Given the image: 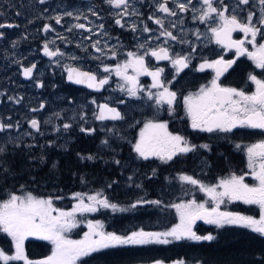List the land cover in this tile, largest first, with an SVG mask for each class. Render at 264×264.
<instances>
[{"label":"snow or ice","instance_id":"6c2138e0","mask_svg":"<svg viewBox=\"0 0 264 264\" xmlns=\"http://www.w3.org/2000/svg\"><path fill=\"white\" fill-rule=\"evenodd\" d=\"M44 3L45 0H39ZM106 2L115 9H122L118 13L121 17L127 14L130 7L129 0H106ZM170 0H158L157 11L166 14L167 16H176L177 12L171 9L168 4ZM223 5V0H219ZM203 5L200 8L198 19L205 23L215 15L219 20L218 27H211L210 31L215 38V42L224 48H235L237 56L247 55L252 60L257 68L264 69V42H258L257 37L264 38V0H255L259 4V15L248 10L247 15L241 19L236 14L237 9L232 10V14L227 15V6L218 8L215 6L216 0H200ZM250 0H238L240 5H248ZM176 8L180 12L189 11V5L192 0H175ZM255 6V5H254ZM192 11H197L195 8ZM244 11V9H241ZM132 14H136L133 12ZM67 15L71 16L69 12ZM254 17L256 18L254 22ZM79 18V17H77ZM150 20L152 16L148 17ZM194 18H197L194 16ZM56 23L60 24L61 17H55ZM115 23L123 27L120 19H116ZM154 23L161 28L164 27L161 18L154 19ZM10 24H0V28L12 27ZM76 28H84L83 24L75 25ZM103 27L102 25L100 26ZM46 32L51 30L49 26H45ZM90 31V30H89ZM133 31L135 29L133 28ZM144 31H149L145 27ZM239 31L247 38V43L252 45L253 51H249L244 45L245 40H233L232 33ZM172 40L177 37L173 36L172 32L164 31L162 33ZM99 41L93 44L96 45ZM143 48V45H140ZM98 52L102 51L96 48ZM44 54L49 57L63 55L59 50H50L48 44L44 45ZM145 55H151L157 60H170L177 74L184 68L188 67V57L177 55L175 58L170 57L168 49L160 47L158 50L145 52L143 55L128 52V59L123 63H118L115 68L103 67L104 73L114 72L117 77L124 81V85L120 86L121 92H127L129 97H138V92H143L144 89L139 87V76L145 75L152 78V88L163 89L155 94L156 105H168L171 111L174 105L177 94L170 91L161 82V74L163 69L150 71L145 64ZM116 54L113 53L110 57L115 59ZM73 59H75L73 57ZM234 61L217 60L213 63H205L200 65L201 71L205 67L215 69L216 78L212 80L211 87L201 88L198 93L189 95L184 98L183 104L188 118L191 121V127L194 130L201 132H231L237 127H247L251 129H259L264 131V80L258 79L255 75H251L250 79L256 85V91L247 95L243 91H238L234 88L221 87L217 80ZM35 64L30 67H23V75L25 78H31ZM129 69L134 75L129 74ZM68 73V79L75 84H84L88 88L100 91L109 83V77H98L95 73L82 71L78 68H65ZM42 86V85H41ZM148 98L153 99V93H148ZM11 99V98H10ZM96 104V101H92ZM42 104L40 108L42 109ZM98 111L94 113L95 118L100 121L112 120L120 121L124 116L115 107H110L107 103L97 105ZM39 109H32L38 111ZM31 129L36 132L40 131V121L33 118L30 120ZM71 127L70 123H64L63 129L68 130ZM13 128L12 124L0 122V133ZM59 130V129H57ZM82 132L85 129H80ZM11 138L9 137V140ZM103 143L107 144V141ZM201 147L207 148V145ZM240 148V145H237ZM134 151L138 157L148 160L151 157L158 158L164 163L173 160L180 154H186L193 151L184 137L173 135L168 132L166 123H158L149 120L144 123L143 128L139 133V139L134 144ZM6 153V146L0 143V156ZM248 157V168L253 180L257 183L249 185L244 182L243 176L232 175L228 179H222L218 185L209 187L201 184L198 180L193 179L188 175H181L179 179L182 182L199 185L200 190L204 192L211 201L214 207L206 208L203 203H197L192 200L188 203L173 205L176 208L180 218V223L171 227L166 231H145L144 229L133 230L127 235H118L103 231V225L100 223L89 222L87 224L88 231L80 240L68 239L64 233L76 227L75 216L77 213L95 212L98 207L111 208L117 210V205L109 202L106 198H100L102 193L88 195V203H85L84 194L77 193L74 199L78 200L71 212H65L53 207L51 199L37 198L28 193L26 195L10 194V197L0 202V232L11 238L15 254H6L0 250V261L3 264H11L13 261H23L24 264H78L82 257L89 256L94 252L103 249L116 248L121 246H145L150 244L167 245L173 241L181 239H189L194 241L212 240L213 236H200L193 231V225L197 220H203L207 224H223L238 225L248 228L252 232L264 236V140L259 143L248 146L246 149ZM42 159V157H41ZM85 159V157H81ZM88 160L94 159L92 156L86 157ZM119 164V161H116ZM0 166H3V171L8 172L7 162L0 160ZM155 171V170H154ZM131 180L132 178L129 177ZM111 186V185H109ZM139 187V185H137ZM222 189L217 191V189ZM225 199L229 201H242L245 204L257 205L260 209L259 219L251 216H243L237 213L221 212L220 205ZM145 201H139L143 203ZM147 203L159 205L160 201H146ZM133 204L132 207H136ZM56 213V215H53ZM37 237L46 240L53 245L52 253L46 259L40 261H29L24 253V241L30 237ZM153 264H164L163 261H154ZM174 264H185V261L178 260Z\"/></svg>","mask_w":264,"mask_h":264},{"label":"rangeland","instance_id":"374dc122","mask_svg":"<svg viewBox=\"0 0 264 264\" xmlns=\"http://www.w3.org/2000/svg\"><path fill=\"white\" fill-rule=\"evenodd\" d=\"M5 0H0V24H10L13 25L12 27H3L0 28V99H1V105H0V122H3L5 124H12L13 128L10 130H7L3 133H0V143H4L5 146H11L12 144H20L22 141H28L32 142L34 138L38 135H46L50 139L60 142V150L67 149L68 146L75 141V138L73 137L76 133H79L81 131L80 129H90L91 131L103 133L101 137H97V153L101 154L103 152H107L108 156L106 157V161L116 163L117 158L119 159V165L121 170V175L118 180H114L111 182V186H108L111 190L117 192H122L123 197L129 198L133 195H138V198L143 199V195L140 196L139 190H142L143 182L148 180H156L159 179V175L156 171L152 170L150 172H146L143 174V182L140 179H137V173L136 170H142L143 165L146 164H159L162 167H166L170 163L172 164L174 168V164L172 162L180 161L184 157L187 156H193V159H191V163H194V167L190 169L188 173H185L183 164H186L187 161L181 162L176 168L180 169L179 171H172L170 174L171 177L167 178L166 181V189L164 190L165 193H167V201L164 204L154 205L150 207H134L132 210L125 209L123 207L117 206V210H112L111 208H103L98 207V210L95 212H85V213H77L75 216L76 221V227L72 228L70 231L65 232L64 235L68 239L72 240H80L83 238L84 233L88 231L87 224L89 222L92 223H100L103 225V231L110 232V233H116L118 235H127L133 230H139L144 229L145 231H166L169 230L171 227L177 225L180 223L179 215L177 214L176 208L173 207V205L181 204V203H188L192 200H195L198 204L203 203L206 208L211 209L214 207L213 201L209 199V197L200 190L199 185H191L185 182H182L179 177L181 175H188L191 176L193 179L198 180L201 184L209 187H214L219 184V182L222 179H228L232 175L236 176H243L244 182L249 185H255L256 182L252 179L250 174V169L248 168V157L245 149V166L242 171L236 172V168L230 164H223L222 168L217 170V172H223L225 174L224 176L217 177L213 181L209 179H205V177L208 175L209 169L213 168V159L217 158L216 155H219L220 151H214V148L216 147V143H223L222 140H209L205 139L199 136H196L194 138V142L198 144L197 146H194L193 151L188 152L186 154H180L173 158V160L168 161L167 163L162 162L161 160L154 161L153 157L149 158L150 160H144L140 157H138L137 153L134 151V144L139 139V133L141 129L143 128L144 123H146L149 120H152L151 118L153 116H156L159 112V115H162L163 117L166 116L165 120L158 121L153 120L158 123H166L168 126V131L172 133L173 135H179L177 133V130L181 127L183 122H187L190 119L187 117L183 100L185 97L189 95L196 94L193 91H185V93L181 92V100L180 104L182 106V111L180 112V115L173 111H168L167 105H156L155 104V94L157 93V90H153L151 88H143V83L141 82V88L144 89L143 92H138V97H129L127 92H121L120 86L124 85V81L121 80L119 77L115 75L114 72L108 73L109 77L115 80L114 85L110 88L109 95L111 96V101L118 102L119 105H122L124 108H126V112L132 113V116H130V122L127 124V126L124 125V129L119 127V125L106 127L103 125L95 126L94 125V112L96 108V104H93V99H89L85 102L84 105H81L82 107L78 106V102H76V99L79 98V94L74 93L72 98L73 102H68V99L64 97L65 94L60 92L61 84L64 82V74L63 71L68 66L73 67H79L78 66V60H80L82 57H78V55H74L70 52L71 44L68 42V40H65V38H61V36L57 37V40L54 38V35L58 33L57 27H55L56 19L55 17H61V23H64L66 25V29L72 30L80 15H94L97 16L98 14L94 11H91V8L87 6L86 8H79L80 2L78 0H45L44 3H40L39 0H22L24 9H27L29 11V17H25V19L22 17L23 15L18 11V9L21 8H11L10 5L4 3ZM10 1V0H6ZM106 1V0H105ZM146 3L152 2L154 0H144ZM10 3H13L15 6H19L21 4V0H13ZM132 3V0H131ZM175 3V2H174ZM143 4L142 0H137L136 3H134V6L131 8V12H135V18L132 19L131 26L138 27L137 29V35H141L140 40L133 37V41L131 43L132 49L127 50V48L122 49V56L123 58H120L119 63L125 62L128 57V52L137 53L139 55H143V49L145 50L144 53L148 50H151L153 48H156L158 46H167L171 50L172 48L175 49V55H181L183 56V51L185 49L187 50H193V54L198 56V52L193 45L188 42V36L192 35L193 32H191L188 28H182V24L177 27L175 24H171V22L167 18H162L157 15H153V19L149 21V24L154 28V30H151L153 34L143 36V13L140 9V6ZM255 5V6H254ZM250 6L254 10L259 9V4L255 3V0H250ZM157 8V4L155 6ZM176 7V6H175ZM197 11H195L194 16L196 17L199 14V8L197 5L194 6ZM193 8H190V10ZM71 12L72 15L69 16L67 13ZM129 13V10L127 14ZM126 15V14H125ZM124 15V16H125ZM142 15V16H141ZM259 15V11H258ZM3 16L6 18V21L3 20ZM34 16L41 19L44 23L42 26H49L52 27V30L50 33H43V39L45 41L42 42H36L35 39H32L29 37L28 33L24 30L23 26H20L18 28V22L20 23H26L27 21L31 22L30 19H32ZM141 18H138L140 17ZM121 17L120 15H117L112 12V18ZM161 18L163 20L164 24V31H170L172 32L173 36L177 37L176 40L169 39L165 35H163L161 32L158 31V27L153 25L154 19ZM214 18V16H213ZM212 18V19H213ZM14 19V20H10ZM179 21H182L180 19ZM208 23V21H207ZM62 25V24H61ZM96 27L99 26V24H94ZM64 27V26H62ZM21 31V37L27 40V43L31 44H48V47L50 50H55L58 48L59 43L62 44V51L63 55H60L56 60L54 61H43L44 65L42 68H40L35 75V80L32 81L30 84H24L21 82V79L19 77V74L15 72V67L18 63L22 62L26 65H29L36 60L33 59L35 53H33L32 50H20L19 42L15 40L14 33L17 30ZM42 27H39L37 29V32L41 31ZM195 31V30H194ZM203 39L206 40L208 38V34L205 33V31H202L196 38L194 39ZM96 40H92L91 43L87 44L85 48L87 47H93V44H95ZM7 44H12L15 47H12ZM75 46L79 47V43H74ZM140 45H143L144 47L141 48ZM205 46L206 43L202 44L201 46ZM125 46H128V42H125ZM86 52V51H85ZM38 54V51L36 52ZM73 57L75 59H73ZM87 57L90 59L94 58L91 54H87ZM124 59V60H123ZM192 59V57H190ZM70 66V67H71ZM102 66V70H103ZM108 67V66H107ZM110 68H115L110 67ZM131 75H134L133 73ZM37 83H41V90H37L36 85ZM207 83V82H206ZM126 88L127 85H124ZM163 91V89H161ZM153 93V99L148 98V93ZM199 92V91H198ZM197 92V93H198ZM81 96V95H80ZM11 98V99H10ZM118 98H120V101H118ZM41 103H45V111L42 114V121H41V128L39 132H33L29 129L28 123L30 116V110L31 109H37L39 108V105ZM79 107L81 110H79ZM180 107V106H179ZM144 110V111H143ZM148 113V116H147ZM171 116L170 120L169 117ZM149 118V119H146ZM132 119V121H131ZM166 121V122H165ZM64 123H70L71 127L68 130L63 129ZM123 125V124H122ZM129 128V129H127ZM59 129V130H57ZM124 130L131 131L130 134H124ZM181 136V135H180ZM9 137L11 138L9 140ZM88 137V136H87ZM185 138L187 143L192 146V142L188 139L187 134L185 136H182ZM91 138V137H89ZM104 141H107L108 143H103ZM202 145H207V148L201 147ZM233 149H235L237 152V144L231 145ZM193 147V146H192ZM196 159V160H195ZM224 159V158H223ZM225 161V159H224ZM142 165V168H136V166ZM166 169V168H165ZM129 177L132 179L130 180ZM156 181H154L156 183ZM162 182H158V184L161 185ZM139 185V187H137ZM21 190L18 193H14L16 195H26L28 193H31L25 189V187L20 188ZM222 189H217V191H221ZM96 193H102V196L100 198H104L103 191L101 190H93L90 193L86 194L85 203H88L87 196L93 195ZM32 194V193H31ZM34 195V194H32ZM35 196V195H34ZM10 197H6L1 202L7 200ZM45 199L44 197H38ZM73 199L72 206L69 207H60L59 209L55 207L53 204V207L57 208L58 210L65 211V212H71L73 207L76 203H78L77 199ZM236 204L241 205L244 210L245 208L250 207H258L256 205H249L245 204L242 201H229L225 199L224 203L220 205V211L221 212H231V213H237L243 216H251L250 214H246L243 211L235 210ZM140 208V209H139ZM252 209V208H251ZM168 210L171 213V217L168 215H164L165 211ZM253 211H257V216L253 217L256 219H259L260 216V209H252ZM139 212L144 213H156V217H159V221H165V217H170V220L173 221L167 227L163 226V230H150L149 227H152L153 224H149L147 222L143 225V222L141 223H135L132 224L130 227L120 231L117 230L113 224H110L111 228H107L106 224L103 222V219L99 218L101 215H107L111 220L112 218L115 220L117 217H121L126 214L134 215ZM53 215H56V213H53ZM157 220V219H156ZM198 221V220H197ZM202 224L209 225L211 227H214L215 229H220L221 227H240L238 225H229V224H223L222 226H218L216 224H207L203 220H201ZM148 227V229L144 228ZM194 228V225H193ZM244 228V227H243ZM248 229V228H246ZM251 231L250 229H248ZM74 231H78V235L75 237L72 235ZM252 232V231H251ZM255 233V232H254ZM1 235L6 236L5 239L7 240L8 244H6V250L5 251L4 246H1L3 251L6 254H15V247L10 237H8L6 234L0 232ZM258 234V233H256ZM260 235V234H259ZM262 236V235H261ZM264 237V236H263ZM28 240H38L45 242L49 245V255L52 253L53 245L46 241L39 239L37 237L30 236L24 241L25 243ZM181 240H189V239H181ZM179 241V240H178ZM194 241V240H191ZM177 242V241H173ZM1 250V249H0ZM47 256V257H48ZM46 257V258H47ZM44 258V259H46ZM43 260V259H41ZM30 261H32L30 259ZM40 261V260H39ZM34 262V261H33ZM0 264H3L2 261H0ZM11 264H24L23 261H13Z\"/></svg>","mask_w":264,"mask_h":264},{"label":"trees","instance_id":"16d2710c","mask_svg":"<svg viewBox=\"0 0 264 264\" xmlns=\"http://www.w3.org/2000/svg\"><path fill=\"white\" fill-rule=\"evenodd\" d=\"M9 5L11 8H21L18 11L23 15L22 17H29V11L24 9L22 0L19 6L13 3ZM3 20L6 21L4 16ZM73 137L75 141L64 150H60V142L42 134L36 136L32 142L22 141L18 146L14 144L7 146L6 153L0 156V160L7 162L9 169L5 172L3 166H0V201L10 194L18 193L22 187L35 196L51 199L58 209L72 206L74 202L72 198L75 194H84L85 199L86 194L93 190L103 191L104 198L109 202L128 210L134 209L133 204H136V207L146 208L153 206L146 201H160V204L167 201V193L164 190L167 178L171 177L172 168L167 167L161 170L144 164L142 170H136L137 179L143 182V179L145 180L143 174L155 170L159 175L158 181L143 182L142 190H139L143 199L133 194L125 198L122 192L115 193L108 187L111 182L120 178L121 170L119 164L106 161L107 152L97 153L99 138H89L82 133H76ZM216 147L213 150H219L220 154L213 159L214 167L209 169L205 179L213 181L217 177L224 176V171L217 172L224 163L234 166L236 172L244 169V166L240 165L242 161L239 160V154L231 145L218 146L216 143ZM88 156L94 159H86ZM136 168L141 169L142 165ZM188 172L190 171H185V173ZM158 182H162L161 185ZM139 201L145 202L138 203ZM235 210L239 211V207ZM248 214L256 217L257 211L250 210ZM164 215L172 216L168 210ZM168 216L165 217V221H159L156 213L144 212L134 215L126 214L115 220L113 218L111 220L107 215H101L99 218L103 219L107 228H111L110 224H113L120 231L141 222L143 225L147 222L153 224L149 227L150 230H163V226L167 227L173 222ZM193 231L200 236L211 235L213 239L179 240L167 245L150 244L103 249L82 257L78 264H153L157 260L163 261L164 264H174L178 260L185 261V264H264V237L259 234L243 227L215 229L201 223L197 224ZM72 235L76 237L78 231H74ZM6 244H8L7 241L0 240V247L4 246L5 251H7ZM49 250L47 243L38 240H28L24 246L26 257L34 262L46 258Z\"/></svg>","mask_w":264,"mask_h":264},{"label":"flooded vegetation","instance_id":"af4514ba","mask_svg":"<svg viewBox=\"0 0 264 264\" xmlns=\"http://www.w3.org/2000/svg\"><path fill=\"white\" fill-rule=\"evenodd\" d=\"M10 1H4L5 4L9 5ZM80 2L79 8H86L89 6L91 8V11L96 12L98 15H80L77 24H83L84 28H76L74 27L72 30L66 29V25L64 23L57 24L55 22V27L59 28L58 33L54 35V38L57 40L58 36H61V38H65V40H68V42L71 44L70 52L74 55H78V57H82L80 60H78V66L74 67L78 68L82 71H89L92 73H95L98 77L108 76V73H104L102 70V66H108V67H114L120 62V58H123L122 56V49L127 48V50L132 49L131 43L133 41V37L140 40L141 35H137V29L138 27H134L135 31H133V27L131 26L132 19L135 18V15L132 14L131 8L134 6V3H136L137 0H129L130 7L128 8L129 13L122 17H116L112 18V12L117 14L122 11V9H115L111 7L105 0H78ZM143 4L140 6V9L143 13V36L153 34L151 30H154V28L149 24L150 19L149 16H153L154 14L162 17L167 18L171 24H175V26L178 27L180 24H182V28H188L193 32L192 35L188 36V42H190L198 52V56H191L193 54V50H187L185 49L183 51V56L188 57V67L184 68L182 71H180L178 74L176 72V69L173 67L170 60H157L155 57L151 55H145V64L149 68L150 71H155L157 69H163V72L161 74V82L164 83L165 87H167L170 91H173L177 94L176 101L174 105L172 106L171 111L177 113L180 115V112L183 110L182 106L180 104L181 100V92L185 93V91H193L197 93L202 87L208 88L211 87V82L213 79L216 78V71L213 68L205 67L203 71L199 70L201 64L205 63H213L217 60H224V61H234V63L231 64L230 67H228L226 70L222 71V74L219 76V79L217 80V83L224 88H234L238 91H243L247 95H251L256 91V85L252 83L250 76L255 75L258 79L264 80V69L257 68L255 63L250 60L247 55H241L237 56L235 48H224L223 46L217 44L215 42V38L212 36V33L210 31L211 27H218L219 26V20L214 15V18L209 20L208 23H202L198 19L199 14L196 16L197 18H194L195 12L192 10L186 11V12H180L179 9H177L174 3L175 0H170L168 6L175 10L177 12L176 16H167L164 13L158 12L157 8L155 7L158 3V0H154L152 2L146 3L144 0ZM183 2V0H182ZM197 5L198 8H202L203 5L200 3V0H192V4L189 5V8H195L194 6ZM227 6L228 12L227 15L232 14V10L235 8L237 9L236 14L239 18L243 19L247 15V11L250 10L258 16V11L251 8L250 3L248 5H240L238 4V0H223V5L220 4L219 0H216L215 6L218 8H222L223 6ZM241 9H244V11H241ZM142 16V15H141ZM138 17V18H141ZM24 18V17H23ZM25 19V18H24ZM116 19L121 20V24L124 26L121 27L120 25H117L115 23ZM182 19V21H179ZM14 20V19H10ZM31 22L27 21L26 23H20L18 22V28L20 26H23L24 30L28 33L29 37L32 39H35L36 42H43V33H50L52 30V27H50L51 30L45 31V24L41 19L34 16L32 19H30ZM149 20V21H148ZM256 18L254 17V22ZM94 24H99L98 27H96ZM103 26L102 28L100 26ZM153 25L158 27V31L163 33L164 27L161 28L156 23H153ZM64 26V27H62ZM39 27H42V30L37 32V29ZM145 27L149 29V31H144ZM90 30V31H89ZM195 30V31H194ZM202 31H205V33L208 34V38L206 40L201 39H194L196 38ZM173 32V31H172ZM15 40L19 42V49L25 50L30 49L35 53L33 59L36 60L35 62L26 65L25 63H18L17 66L14 68L15 72L19 74V77L21 79V82L24 84H30L32 81L35 80L36 72L43 67L44 62L47 61H54L60 55H57L55 57H49L44 54V43L41 44H31L27 43V40L21 37V31L18 29L14 33ZM232 39L233 40H245V47L249 51H253L252 45L247 43V38L244 36L243 33L239 31H235L232 33ZM92 40L99 41V44L96 45V48L101 49L102 51L98 52L96 48L94 47H86L87 44L91 43ZM258 42H264V38H261L260 36L257 37ZM79 43L80 46L77 47L74 45V43ZM125 42H128V46H125ZM206 43V45L201 46L202 44ZM12 47V44H7ZM160 47H164L168 49L169 55L172 58H175V49H169L167 46H158L156 48H153L151 50H147L146 52H151L152 50H158ZM59 50V52L62 51V44L59 43L58 48L55 50ZM38 51V54L36 52ZM86 51V52H85ZM91 54L95 56L94 58L90 59L87 57V54ZM143 49V54H144ZM115 53V59H111L110 57L112 54ZM181 56V55H180ZM192 57V59H190ZM124 60V59H123ZM35 64V69L33 70V74L31 78H28L27 80H23L22 72L23 67H30L31 65ZM71 66V65H70ZM68 66L66 68H71L73 66ZM133 72L131 69H129V74L131 75ZM64 74V82L61 84L60 92H62L64 97L68 99V102H73V94L77 93L79 94V98L76 99V102H78V106L82 107L81 105H84L86 101L89 99H93L96 101V108L95 112L98 111L97 105L107 103L110 107L117 108L118 111L122 113L124 116L123 120L120 121H112V120H105L100 121L95 118L94 115V125L95 126H115L119 125L122 129H124V125L127 126V124L130 122V116H132V113L126 112V108H124L122 105H119L118 102H113L110 99V95L108 94L110 91V88L114 85L115 80L109 77V83L104 86L103 89L100 91H96L94 89L89 90V88L85 87L84 84L81 85H73L67 82L68 79V73L67 71H63ZM134 74V73H133ZM139 87L141 86V82L143 83V88H151L153 90L162 91L161 89H155L152 88V78L150 76L141 75L139 76ZM69 80V79H68ZM207 82V83H206ZM37 90H41V83H37L36 85ZM81 95V96H80ZM118 101H120V98H118ZM44 105V107L41 109L40 106ZM180 106V107H179ZM79 107V110L81 108ZM45 103H41L39 105L38 111H32L30 110V118L29 120L35 118L38 121H40V128H41V121H42V114L45 111ZM168 111H170L169 106L167 105ZM144 111V110H143ZM94 112V113H95ZM148 116V113H147ZM188 117V116H187ZM166 116L159 115V112L156 116H153L152 120H158L163 121L165 120ZM171 116L168 120H170ZM149 119V118H146ZM132 121V119H131ZM30 122V121H29ZM166 122V121H165ZM123 124V125H122ZM29 127V123H28ZM30 129V128H29ZM129 129V128H127ZM124 134H130V130L126 132V130L123 131ZM169 132V131H168ZM36 133V132H35ZM79 133H82L85 136L95 138L99 135H103V133L91 131L90 129L86 128L85 131H79ZM177 133L181 136H185L187 134L188 139L192 142V146H197L194 142V138L196 136L205 138V139H219L226 143L227 145L237 144L240 145V148H236L237 152H239V160L242 161L240 164L241 166H245V149L247 146H251L253 144L259 143L260 141L264 140V131H261L259 129H251L247 127H237L234 128L231 132L223 133V132H201L199 130H194L191 127V121L183 122L179 130H177ZM199 134V135H198ZM203 135V136H202ZM194 136V138H193ZM228 142V143H227ZM152 158V157H151ZM191 159H193V156H187L184 157L180 161H174L172 162L174 164V168L172 164L170 163L166 167H162L159 164L153 163L148 164L150 166L156 167L157 169H165L167 167L172 168L173 171H179L180 169L175 168L183 161H187L186 164H183L184 170L181 171H187L194 167V163H191ZM148 159L147 161H149ZM154 161H157L158 158L153 157ZM196 160V159H195ZM179 171V172H181ZM255 181V180H254ZM256 182V181H255ZM257 183V182H256ZM238 205V204H237ZM257 206V205H256ZM241 211L248 214V212L252 209H258L259 207H250L245 208L248 210H244L241 208V205H238ZM252 208V209H251ZM6 236L0 234V240L2 241ZM0 249L3 251V249L0 247Z\"/></svg>","mask_w":264,"mask_h":264},{"label":"water","instance_id":"95a60500","mask_svg":"<svg viewBox=\"0 0 264 264\" xmlns=\"http://www.w3.org/2000/svg\"><path fill=\"white\" fill-rule=\"evenodd\" d=\"M22 77H23V80H27V79H28V78H25V77H24L23 72H22ZM67 82L70 83L71 81L69 82V80L67 79ZM71 84H73V85H81V86H82V84H75V83H72V82H71ZM85 87H87V86L85 85ZM87 88H88V87H87ZM89 90L92 91L91 88H89ZM198 221H199V220H198Z\"/></svg>","mask_w":264,"mask_h":264},{"label":"bare ground","instance_id":"6f19581e","mask_svg":"<svg viewBox=\"0 0 264 264\" xmlns=\"http://www.w3.org/2000/svg\"><path fill=\"white\" fill-rule=\"evenodd\" d=\"M21 143H22V142H21ZM21 143H20V144H21ZM14 145H17V146H18L19 144H14Z\"/></svg>","mask_w":264,"mask_h":264}]
</instances>
